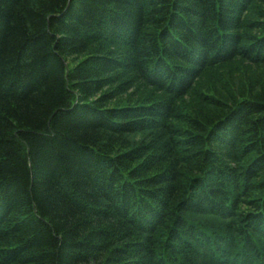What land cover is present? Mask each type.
Listing matches in <instances>:
<instances>
[{"label": "trees", "instance_id": "1", "mask_svg": "<svg viewBox=\"0 0 264 264\" xmlns=\"http://www.w3.org/2000/svg\"><path fill=\"white\" fill-rule=\"evenodd\" d=\"M0 264H264V0H0Z\"/></svg>", "mask_w": 264, "mask_h": 264}]
</instances>
